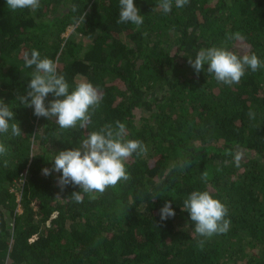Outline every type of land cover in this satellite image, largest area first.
Returning a JSON list of instances; mask_svg holds the SVG:
<instances>
[{"label":"trees","instance_id":"obj_1","mask_svg":"<svg viewBox=\"0 0 264 264\" xmlns=\"http://www.w3.org/2000/svg\"><path fill=\"white\" fill-rule=\"evenodd\" d=\"M134 2L144 15L139 30L117 23L119 0H40L35 12L0 0V99L23 132L0 134L8 148L0 156V264H264V67L227 86L207 64L197 74L188 62L200 48L225 42L264 61V0L173 2L168 14L159 0ZM83 12L85 22L77 24ZM236 32L245 39L227 40ZM33 49L58 61L69 92L81 81L99 88L101 103L85 128L61 129L17 100L34 71L24 61ZM55 98L50 93L46 106ZM116 121L148 152L129 158V181L76 203L79 186L62 191V173L45 176L42 169ZM194 190L226 204L231 221L203 250L197 241L204 238L183 210ZM167 201L175 216L161 221Z\"/></svg>","mask_w":264,"mask_h":264},{"label":"clouds","instance_id":"obj_2","mask_svg":"<svg viewBox=\"0 0 264 264\" xmlns=\"http://www.w3.org/2000/svg\"><path fill=\"white\" fill-rule=\"evenodd\" d=\"M173 2L177 8H183L190 0H159L158 7L163 13L171 12ZM8 8L13 11L29 9L35 12L40 7V0H6ZM76 5H72V11H77ZM87 13L83 12L78 18L74 17L77 24L85 22ZM118 24L131 23L137 30L144 23V15L134 0H119ZM144 35V33H142ZM245 38L240 32L227 35V40L243 41ZM25 67L32 68L31 79L28 82L26 95H17V100L25 107L33 108L37 117L55 118L56 124L61 129L85 128L91 121V116L101 103V93L98 87L91 82L81 81L75 89L69 92V84L65 77L58 74V61L48 57L41 58L38 50L33 49L24 55ZM189 64L199 74L207 64V73L214 75L218 83L227 86L238 84L246 72L258 71L264 67L257 54L244 52L243 54L230 50L226 42L222 46L202 47L197 52L195 59H189ZM53 94L55 99L48 101L46 98ZM62 97V98H61ZM12 107L0 99V134L9 131L13 137H19L23 133L18 122L10 123L14 119ZM255 112L249 111L250 119H255ZM147 146L139 139H128L126 125L120 121L105 124L98 131L88 133L78 147L61 150L54 155L52 169L44 168L42 173L47 176L51 172L62 173L58 177V184L63 191L67 185L79 186V191L72 193L76 203L83 202V194H88L90 199H97L94 193L103 194L109 187H116L121 181L130 180L127 171V163L135 153L138 156L146 155ZM8 148L5 142L0 141V156H6ZM240 157L236 156L235 164L239 166ZM7 164V161H5ZM190 166V162H184L182 167ZM205 181L207 172L201 174ZM183 210L190 214L194 222V232L199 237L197 248L203 250L206 239L214 235L224 234L231 221L226 218L229 209L226 204L214 198L207 190L192 191L183 201ZM175 211L171 207V201H167L160 209V219L165 221L174 217Z\"/></svg>","mask_w":264,"mask_h":264},{"label":"built area","instance_id":"obj_3","mask_svg":"<svg viewBox=\"0 0 264 264\" xmlns=\"http://www.w3.org/2000/svg\"><path fill=\"white\" fill-rule=\"evenodd\" d=\"M25 179H26V176L25 174H22V177L20 178V187H19V190H18V200L20 199V196H21V190L23 188V185H24V182H25Z\"/></svg>","mask_w":264,"mask_h":264},{"label":"rangeland","instance_id":"obj_4","mask_svg":"<svg viewBox=\"0 0 264 264\" xmlns=\"http://www.w3.org/2000/svg\"><path fill=\"white\" fill-rule=\"evenodd\" d=\"M73 28H74V27H73V26H71V27L68 29V32H67V34H68V33H70V32L73 30Z\"/></svg>","mask_w":264,"mask_h":264}]
</instances>
